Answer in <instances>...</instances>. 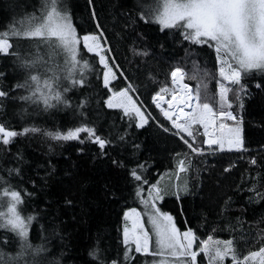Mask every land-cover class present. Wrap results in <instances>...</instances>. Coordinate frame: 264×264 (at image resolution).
<instances>
[{
  "label": "snow or ice",
  "instance_id": "obj_1",
  "mask_svg": "<svg viewBox=\"0 0 264 264\" xmlns=\"http://www.w3.org/2000/svg\"><path fill=\"white\" fill-rule=\"evenodd\" d=\"M85 7L92 29L77 25L68 8L58 6L57 0H46L39 17L27 15L19 21L13 18L0 28V55L13 58L21 77L8 90L0 88V99L37 108L43 105L44 110L72 107L68 93L90 84L85 75L96 72L91 61L102 66L99 73L107 90L103 105L119 110L121 124H113L107 131L97 127L88 119L90 100L85 95L73 108L80 117L73 127L46 133L53 140L77 141L81 147L76 151L81 155L85 154L84 145H92L96 149L91 153L93 161L108 158L114 169L123 173L119 177L121 188L105 185L107 197L125 202L122 224L117 229L121 247L114 254H106L98 237L87 253V264H201L202 259L207 264H264V232L246 241L248 248L242 250L233 236L221 239L214 235V229L206 236L199 235L187 218L180 226L177 217L165 211L160 202L166 197L181 201L193 195L188 181L170 187L162 186L159 179L150 180L151 164L139 158L141 144L128 139L135 135L130 130L153 126L171 135L181 149L172 153L178 173L192 171L194 157L205 153L246 150L242 135L246 100L257 95L264 98V0H136L133 23L139 20L155 24L161 33H170L177 44L214 50L219 76L215 104L202 97L199 83L193 91L184 82L186 73L178 63L170 66L164 80L151 71L146 74L145 80L153 83V89L144 100L141 89L146 84L129 76L114 59L110 41L99 23L95 0H85ZM137 37L143 38L141 33ZM20 39L29 40L33 47L18 48ZM49 50L62 53L63 63L53 65ZM131 50L136 55H149L146 49ZM88 54H92L91 60L84 59ZM117 77L122 79L123 87L112 86ZM0 78H6V73H0ZM39 131L34 126L17 128L10 120H0V153L13 156L19 165L23 157L19 151L12 154L11 147L17 138ZM117 149L128 151L127 157H113L111 152ZM249 163L256 165V158L251 157ZM39 167L44 168L43 177L38 171L35 177H25L19 166L0 170V200L6 201V211H0V228L13 234L11 243L9 236H0V264H62L48 259L55 252L50 250L47 237L41 236L43 243L33 244L30 240L33 221L47 216L22 214L25 209L21 205L35 196L37 186L42 189L46 177L56 170L52 160ZM233 167L229 163L224 172ZM129 199L142 210L129 206ZM64 204L72 206L73 200L66 198ZM48 227L55 235L56 218Z\"/></svg>",
  "mask_w": 264,
  "mask_h": 264
},
{
  "label": "trees",
  "instance_id": "obj_2",
  "mask_svg": "<svg viewBox=\"0 0 264 264\" xmlns=\"http://www.w3.org/2000/svg\"><path fill=\"white\" fill-rule=\"evenodd\" d=\"M67 1L75 23L86 30L92 29L93 22L88 18L85 0ZM45 2L0 0V28L13 18L19 21L27 15L40 14ZM95 4L99 23L110 41L114 59L129 76L142 85L146 84L141 89L144 100H148V93L153 89V83L145 80L146 74L151 71L159 80H164L170 66L178 63L185 70V81L191 85L192 90L195 91L199 83L202 97L209 103H216V80L219 76L213 49L187 43L180 45L171 38L170 33H161L155 24H145L139 20L133 23L136 0H95ZM137 33H141L143 38H138ZM29 47H33L29 40L20 39L18 48L27 50ZM133 47L146 49L149 55H136L131 50ZM49 51L53 65L63 63L62 53ZM91 56L88 54L84 59L91 60ZM91 62L96 65V72L85 75L90 84L68 93L72 107L60 106L44 110L43 105L37 108L20 101L12 104L0 99V120H10L17 128L26 124L40 129L39 132L17 138L11 147L12 154L19 151L23 157L19 165L13 156L0 153V170L19 166L23 168L25 177H35L37 171L43 177L44 168L39 166L46 165L49 160L56 164L55 172L46 177L42 189L38 185L36 195L21 207L25 209L22 213L24 215L32 212L47 216V219L33 221L30 240L33 244L43 243L41 236L47 237L51 241L50 250L54 249L55 252L48 259L60 260L62 264H87V253L97 243L98 237L102 241V248L107 249L106 254H114L121 247L117 229L122 224L121 214L125 202L121 200L117 203L107 197L105 185L121 188L123 181L119 177L123 173L117 172L108 158L93 161L91 153L96 149L90 144L84 145L85 154L81 155L76 151L81 147L77 141H57L46 135L48 132L66 131L79 121L80 117L73 108L85 95L90 100L88 119L94 121L97 127L107 131L113 124H121L119 110L107 109L103 105L107 90L103 88L102 73H99L102 66L98 65V61ZM0 73H6V78H0V88L4 90H8L21 78L11 56L0 55ZM112 86L123 87L122 79L117 77ZM242 115V135L246 150L225 149L214 155L205 153L201 157H194L193 170L179 175L172 153L173 150L181 149L171 135L153 126L130 130L135 135L128 139L141 144L139 158L151 164L148 173L150 180L159 179L162 186L170 187L188 181L193 195L181 201L175 197H166L160 202L165 211L177 217L180 226L187 218L199 235L206 236L214 229L215 236L221 239L233 236L239 247L247 250L246 241L264 232V98L257 95L246 100ZM127 149L131 150L130 144ZM128 151L121 153L117 149L111 155L124 158ZM251 157L256 158V165L249 163ZM229 163H233L234 167L225 173L224 169ZM66 198L73 200L72 206L64 204ZM127 203L132 207L139 206L131 199ZM0 211H6L4 200H0ZM53 218H56L55 235H52V228L48 227ZM44 227L48 230L43 231ZM4 235L9 236L11 243L13 234L8 229L0 228V236ZM201 264H207V261L202 259Z\"/></svg>",
  "mask_w": 264,
  "mask_h": 264
},
{
  "label": "rangeland",
  "instance_id": "obj_3",
  "mask_svg": "<svg viewBox=\"0 0 264 264\" xmlns=\"http://www.w3.org/2000/svg\"><path fill=\"white\" fill-rule=\"evenodd\" d=\"M48 2H50V0H48ZM57 4H58V6L59 5H63V6H66L67 8H68V10H69V12L72 14V12H71V7L69 6V4H68V1L67 0H57ZM41 15V12H40V14H33V16H36V17H39ZM186 73V72H185ZM114 81V80H113ZM112 81V82H113ZM191 86V85H190ZM192 88V87H191ZM227 150V149H226ZM227 151H229V150H227ZM233 151V150H232ZM180 174H182V173H180ZM139 209H141L142 210V206H137Z\"/></svg>",
  "mask_w": 264,
  "mask_h": 264
},
{
  "label": "bare ground",
  "instance_id": "obj_4",
  "mask_svg": "<svg viewBox=\"0 0 264 264\" xmlns=\"http://www.w3.org/2000/svg\"><path fill=\"white\" fill-rule=\"evenodd\" d=\"M185 83H187L186 81H184ZM233 151H236V150H233ZM241 151H243V150H241ZM177 174L179 175L180 173H178V171H177Z\"/></svg>",
  "mask_w": 264,
  "mask_h": 264
}]
</instances>
